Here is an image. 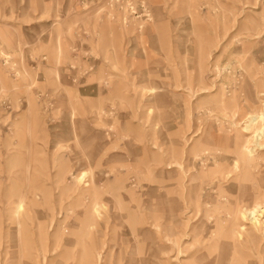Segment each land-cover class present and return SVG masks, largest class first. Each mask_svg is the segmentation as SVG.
Wrapping results in <instances>:
<instances>
[{
  "label": "rangeland",
  "instance_id": "rangeland-1",
  "mask_svg": "<svg viewBox=\"0 0 264 264\" xmlns=\"http://www.w3.org/2000/svg\"><path fill=\"white\" fill-rule=\"evenodd\" d=\"M263 117L264 0H0V264H264Z\"/></svg>",
  "mask_w": 264,
  "mask_h": 264
},
{
  "label": "bare ground",
  "instance_id": "bare-ground-1",
  "mask_svg": "<svg viewBox=\"0 0 264 264\" xmlns=\"http://www.w3.org/2000/svg\"><path fill=\"white\" fill-rule=\"evenodd\" d=\"M264 118V117H263ZM262 134H263V132H262Z\"/></svg>",
  "mask_w": 264,
  "mask_h": 264
}]
</instances>
